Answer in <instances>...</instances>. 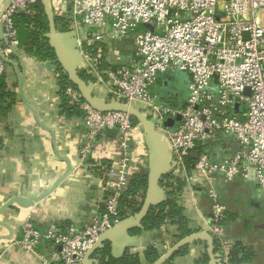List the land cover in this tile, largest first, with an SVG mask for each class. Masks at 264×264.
Segmentation results:
<instances>
[{
  "label": "built area",
  "instance_id": "2783aa9c",
  "mask_svg": "<svg viewBox=\"0 0 264 264\" xmlns=\"http://www.w3.org/2000/svg\"><path fill=\"white\" fill-rule=\"evenodd\" d=\"M39 3L42 0L7 4L0 0L5 39L0 44V78L7 72L3 58L14 62L12 57L25 54L15 16H33ZM50 4L54 16L71 18L85 69L108 88L111 100L134 106L165 138L172 174L204 188L212 203L208 225L220 246L219 261L227 264L235 244L222 225L229 210L221 202L219 182L252 180L264 192V0H50ZM86 30L89 40L84 49L80 39ZM110 37L121 42L131 37L134 49L124 62L105 70L101 44ZM177 73L188 76L187 98L179 102L174 98L177 88L171 87L173 96L160 98L158 84ZM66 94L83 112L82 162H88L97 142L110 134L117 140L120 160L115 166L105 165L102 205L84 228L54 226L41 234L26 227L21 247L33 251L45 241L54 248L45 264H84L104 234L133 217L121 218V200L131 182L135 136L145 133L127 112H101L77 91L69 88ZM178 117L173 128L165 127ZM225 140L229 149L216 162L208 155L210 145L224 143L226 149ZM195 151L199 157L191 172L186 159Z\"/></svg>",
  "mask_w": 264,
  "mask_h": 264
},
{
  "label": "crops",
  "instance_id": "0c3cea01",
  "mask_svg": "<svg viewBox=\"0 0 264 264\" xmlns=\"http://www.w3.org/2000/svg\"><path fill=\"white\" fill-rule=\"evenodd\" d=\"M66 16L71 21L68 14L60 17ZM57 31L63 33L58 28ZM88 40L89 33L86 30L82 32L80 39L84 49H87ZM101 47L106 70L111 64L124 62L128 58L134 49V41L131 37L123 42L110 37L101 44ZM22 57L27 75L25 84L27 101L35 109L42 123L55 132L57 151L61 157L71 163L72 174L57 191L37 206L27 210L13 207L2 213L0 222L10 227L13 235L9 240L0 241V264H45V259L51 258L54 248L45 241H41L33 251L21 247L19 243L24 239L26 227L45 234L54 226L62 229L75 226L82 229L88 225L96 208L102 205L106 177V172L104 178L95 176L88 162L93 160L115 166L120 160V154L117 140L110 135L97 142L91 159L84 164L80 154L86 139L83 119L60 115V84L56 71L61 65L58 62L59 66L53 63L57 69L49 71L41 66V61L26 54ZM12 59L15 63L19 62L16 56ZM83 69L87 71L85 68H79L78 75ZM6 76L9 88L17 94L19 101L10 113L0 120V204H5L14 197L31 198L43 193L67 169L66 163L56 156L52 136L37 124L33 114L21 101L18 94L17 74L10 65H7ZM93 77L96 80L92 85L93 94L110 100L108 88L99 78ZM169 87L179 88L180 84L175 78ZM134 146L130 166L131 178L143 172H147L149 177L155 176L158 167L151 160L152 154L147 145L146 133L139 131L136 134ZM170 173L172 174L171 171ZM177 179L181 180L183 185L184 180L187 181L185 177ZM162 180L163 177L157 186L164 190V194L154 196L158 200L165 198V201L167 196L161 186ZM218 187L221 202L229 210L226 215L229 221L225 226L227 239L235 246L241 244L254 252L251 260L240 264H264V229L258 227L264 225V192L259 190L252 180L235 183L219 182ZM145 196L144 202L149 199L148 195ZM180 199L189 221V228L194 232L191 237L197 234L209 235L213 246L209 239L196 240L184 245L188 247L184 256H177L164 264H203L205 255L210 257L212 264V248L217 264H221L220 246L212 235L207 221L211 215L212 203L207 198L204 188L201 189L198 185L187 182ZM164 227L165 231L160 229L155 232H142L140 235H134L132 229L127 236H120V239L135 238L136 244L131 248L116 245L115 251L122 254L125 252L138 254L141 263L147 264L145 252L153 246L163 257L185 240H179L178 227L170 223L165 224ZM7 236H10L9 230L0 225V237ZM215 245L219 248L218 252H215ZM227 264L230 262L228 261Z\"/></svg>",
  "mask_w": 264,
  "mask_h": 264
},
{
  "label": "trees",
  "instance_id": "16d2710c",
  "mask_svg": "<svg viewBox=\"0 0 264 264\" xmlns=\"http://www.w3.org/2000/svg\"><path fill=\"white\" fill-rule=\"evenodd\" d=\"M15 22L19 32L20 47L24 50V53L27 56L35 58L41 62L57 63L56 51L49 44V39L47 38V35L51 32V27L42 3H39L34 7L33 16L18 14L15 16ZM55 25L63 33L71 31V21L68 17H55ZM57 65L59 66L58 63ZM56 74L60 84V115L67 118H82L83 112L77 105L70 104V98L66 94V91L69 88L79 93L77 87L71 82L67 73L61 67H58ZM79 76L87 84L89 83L90 85H93L96 82L95 78L84 69L79 72ZM112 98L113 96L111 95L110 99ZM18 101L17 94L11 91L6 82V76H1L0 120L4 119L13 110ZM136 121L137 120H135V123H137ZM110 135L113 136L112 134ZM224 142L226 143V149L222 148L224 143L210 145L212 146V150L208 155L216 162L219 161V157L226 154L229 149V141L225 140ZM88 163L91 165V171L95 176H102V178H104V173L107 171L105 166L107 163L94 162L93 160H90ZM194 163L195 160L191 157L186 159L187 168L191 172ZM149 184V174L147 172H143L131 178L128 190L121 200L122 213L120 216L122 219H124L126 215L138 216L141 213L145 204V195L148 194ZM161 186L166 191V200L150 207L141 227L133 229V234L140 235L142 232L159 231L162 226L170 223L172 226L178 227L180 232L179 240L191 237L194 232L189 228V221L185 215V210L180 199L183 193V182L178 180L173 174L169 173L163 177ZM228 221L229 220L226 218L222 222V225L226 226ZM218 250V246L215 245V252H218ZM187 251L188 247L184 246L167 261H171L177 256H184ZM98 254L102 256V259L98 261V264H142L138 254H132L130 252H125L121 255L115 254L110 241H106L103 244V247L98 250ZM253 255L254 252L251 248H246L239 244L234 247L229 262L230 264L244 263L251 260ZM161 257L162 254L153 246H150L145 252L147 264H156ZM202 263L210 264V257L205 255Z\"/></svg>",
  "mask_w": 264,
  "mask_h": 264
},
{
  "label": "water",
  "instance_id": "95a60500",
  "mask_svg": "<svg viewBox=\"0 0 264 264\" xmlns=\"http://www.w3.org/2000/svg\"><path fill=\"white\" fill-rule=\"evenodd\" d=\"M5 3H8V0H5ZM42 5L45 9L46 15L49 19L50 22V27H51V32L49 35H47V38L49 39V44L55 49L56 54H57V62L61 65V67L66 71L67 75L69 76V79L71 82L77 87L78 91L80 92L82 98L89 103L92 107L95 109L101 111V112H113V111H123L131 114L138 122H140L145 130L146 136H147V145L151 150L152 154V162L158 167L155 172V176H150L149 182V190H148V197L149 199L145 202L141 213L136 216L137 218H129L127 220L122 221L117 227L112 229L111 231L107 232L104 234L98 244L88 253L84 264H98V261L102 259V256L98 254V250L103 247V244L106 241H110L112 243L113 247V252L115 254H122V253H117L115 251L116 245H119V247H133L136 243V239L132 238L129 240H123L120 239V236H127L128 232L134 228H139L141 227V224L144 220V218L147 216L149 209L152 205H155L157 203H161L164 201L165 198H162L158 200L155 198V194H164V190L159 188L157 184L159 183V180L166 176L167 174L170 173L171 171V161H172V156L169 153L167 141L165 138L160 135L156 129L154 124L148 120L147 116L141 113L138 109H136L134 106H127L124 105L116 100H106L99 98L93 94V87L90 84H86L78 75V69L79 68H85L84 60L83 57L81 56L79 50H78V45H77V38L76 34L74 31H70L68 33H59L57 31L56 25H55V18L52 12L50 0H42ZM150 30H153L150 27H147ZM5 39L3 37V27L0 23V43L3 42ZM3 58V57H2ZM18 61L17 63L12 62L8 59L3 58V61L6 65L12 66L17 74V83H18V94L21 99V101L24 103V105L29 109V111L33 114L37 124L46 132H48L54 141L55 145V153L57 158L60 161H63L67 165V169L65 172L54 181L48 189H46L43 193L37 194L34 197L28 198V197H14L10 199L7 203L5 204H0V216L2 215L3 212H5L8 209H11L13 207H18L20 209H30L41 202H43L45 199L50 197L55 191H57L61 185L71 176L72 174V165L71 163L64 157H61L60 154L57 151L56 148V135L55 132L44 125L42 121L39 119L35 109L28 103L26 95H25V84L27 80V75H26V70L23 62V57L18 56ZM41 66L44 69H47L49 71L51 70H56L57 66L53 63L50 62H42ZM185 78L187 81L186 87V94L184 95L182 92L178 90V94L174 95V98L177 99L179 102L183 101L187 98L188 96V86H189V79L188 76L185 73H177L173 75L166 76L161 80V82L158 84L159 87V96L160 98H166L170 99L173 96V91L169 90L170 83L174 81L176 78ZM170 82V83H169ZM180 121V117L177 118V120H170L165 124V127L168 128H173L176 124V122ZM235 150H237V147H234ZM199 157V152L195 151L192 154V159L197 160ZM184 185L187 187V181L184 180ZM1 226L6 227L9 232L10 236L7 237H0V241L2 240H9L12 238V229L8 227L7 225L3 224L0 222ZM261 229H264L263 226H258ZM209 239L211 241L212 245V239L210 238L209 235H203V234H197L194 235L188 239H185L182 241L178 247H175L172 249L169 253H167L165 256H163L156 264H164L168 259H170L176 251L189 243H193L196 240L199 239ZM114 244V245H113ZM125 245V246H124ZM213 246V245H212ZM122 249V248H121ZM121 249H119L121 251ZM213 248L211 250V259H212V264H217L214 253H213Z\"/></svg>",
  "mask_w": 264,
  "mask_h": 264
},
{
  "label": "rangeland",
  "instance_id": "374dc122",
  "mask_svg": "<svg viewBox=\"0 0 264 264\" xmlns=\"http://www.w3.org/2000/svg\"><path fill=\"white\" fill-rule=\"evenodd\" d=\"M177 83H179L180 86H181V84H185V85H187V81H186V79L183 78V77H181V78H177Z\"/></svg>",
  "mask_w": 264,
  "mask_h": 264
},
{
  "label": "flooded vegetation",
  "instance_id": "af4514ba",
  "mask_svg": "<svg viewBox=\"0 0 264 264\" xmlns=\"http://www.w3.org/2000/svg\"><path fill=\"white\" fill-rule=\"evenodd\" d=\"M179 91L182 92L184 95L186 94L185 84H181V86L179 87Z\"/></svg>",
  "mask_w": 264,
  "mask_h": 264
}]
</instances>
